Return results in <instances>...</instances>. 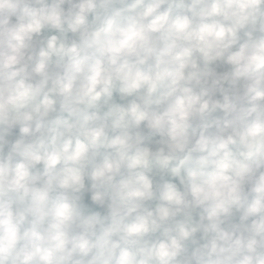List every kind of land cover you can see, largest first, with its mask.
I'll return each instance as SVG.
<instances>
[{
	"label": "clouds",
	"instance_id": "9594fccd",
	"mask_svg": "<svg viewBox=\"0 0 264 264\" xmlns=\"http://www.w3.org/2000/svg\"><path fill=\"white\" fill-rule=\"evenodd\" d=\"M0 264H264V0H0Z\"/></svg>",
	"mask_w": 264,
	"mask_h": 264
}]
</instances>
